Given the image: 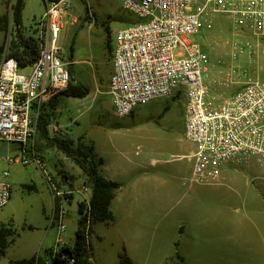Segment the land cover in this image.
<instances>
[{
    "label": "rangeland",
    "instance_id": "rangeland-1",
    "mask_svg": "<svg viewBox=\"0 0 264 264\" xmlns=\"http://www.w3.org/2000/svg\"><path fill=\"white\" fill-rule=\"evenodd\" d=\"M121 1L69 0L68 10L74 16H82V25L88 19L87 5L95 11L91 13L96 20L110 9L112 20L108 32L112 45L116 30L134 19L122 10ZM12 3L13 0H0V54L9 57L20 52L17 47L22 43L12 21ZM43 12V0L24 1L23 27L20 26L23 39H34L33 24ZM108 23L109 19L97 22L89 33L97 53L106 48ZM203 28V39L198 41L208 52L212 73L232 63L241 64L264 80V37L242 36L223 14L208 17ZM75 31L70 29L63 39L60 36L58 45L66 49ZM65 57L70 59L69 49L65 50ZM63 106L58 120L63 128L57 133L49 129V139H63L87 156L92 149L107 166L121 165L120 172L125 173L123 185L138 187L140 202L163 204L161 225H156L161 217L155 216L146 227L152 253H161L156 257L152 254L151 264H159L165 256L175 261L176 254L191 264H209L206 262L228 257L238 264H258L252 258L251 246L256 243V235L246 232L242 237L237 232L242 224H264V161L242 157L224 165L222 177L215 183L192 181L193 162L186 155L193 148L183 136L182 94L151 101L125 118L113 114L108 91L96 100L92 96L85 100L66 98ZM50 109L48 102L43 104L42 111L47 113ZM32 149L41 167L33 163L23 166L22 155L17 151H9L8 155L15 157L13 162L0 157V174L8 172L11 186L10 199L0 208V226L13 232L7 237L6 249L0 251V264L43 255L57 243L72 242L78 219L77 203L89 202L86 196L90 195L87 190L91 189V181L81 168L84 156H78L79 162L67 157L55 145L41 139L38 130ZM47 175L58 182L62 189L59 195L48 185ZM51 194L55 196L54 203ZM58 198L66 201H63L67 215L62 233L58 231V221L53 219L60 206ZM59 235L62 241L58 240ZM89 238L93 264H102L104 256L109 258L120 248L114 229L104 223L95 224ZM122 250L125 249L119 252Z\"/></svg>",
    "mask_w": 264,
    "mask_h": 264
},
{
    "label": "built area",
    "instance_id": "built-area-1",
    "mask_svg": "<svg viewBox=\"0 0 264 264\" xmlns=\"http://www.w3.org/2000/svg\"><path fill=\"white\" fill-rule=\"evenodd\" d=\"M69 8V0L45 2L33 24L35 62L20 67L14 57L0 54V147L7 145L3 158L9 163L15 160L8 155L12 150L22 155L23 166H42L32 149L42 106L71 80L58 45ZM121 8L135 20L114 34L108 81L113 114L125 118L151 101L182 94L183 136L193 147L189 159L199 183L217 181L222 167L236 159L264 161V80L241 64L212 73L198 41L215 14L225 15L242 36L264 37V0H122ZM8 177L7 171L0 174V208L11 196ZM66 215L62 205L55 211L59 233Z\"/></svg>",
    "mask_w": 264,
    "mask_h": 264
},
{
    "label": "crops",
    "instance_id": "crops-1",
    "mask_svg": "<svg viewBox=\"0 0 264 264\" xmlns=\"http://www.w3.org/2000/svg\"><path fill=\"white\" fill-rule=\"evenodd\" d=\"M87 7L89 8L88 14H86L88 16L87 17L88 19H87V22H85L82 25L80 23L82 16H74L70 13L69 10L66 12L64 21H63V28L61 29L59 37L61 36V39H63L66 36V33L70 29H76L74 33V38L71 40V43L69 44V46L66 49L62 48L65 51L70 48V45H72V52L70 53V59L69 60L66 59L68 63L70 77L72 79L71 81L72 83L82 84L88 89V94L84 98H81V99L85 100L88 97L92 96V99L96 100L99 95H103L104 93L108 91V81H109V78L112 72V45L110 43V39H109L110 36L108 32L111 26L110 21L112 20V11L110 9H106L102 18H100L99 20H96L93 18V14L91 13L95 11L92 10L90 6L87 5ZM120 7H121V3H120ZM44 8H45V4H44ZM21 18H22V15H21ZM105 19L106 20L109 19V23L106 24V27H107L106 48L103 49L100 53H97L93 49V44L91 42V35H89V33L98 25L97 22L103 23ZM134 20L135 19L129 20L128 23L126 22V24L118 28V30L122 29L123 27L133 22ZM21 27H23L22 24H21ZM85 29L87 31H85ZM66 98H70V97H65V96L60 95L54 98L55 100L54 108L50 109L49 111H51L52 113H55V115L53 116L51 114L50 116L49 125L47 126L48 132H49V129L54 133H57L58 130L60 131L62 130L63 126H61L58 121L60 119L59 109L60 107L61 108L64 107L63 104H65ZM50 101H48V103ZM61 102H63V104ZM191 154L192 152H189L188 155H186L187 158H189ZM90 156L93 157L94 159L97 158L98 160H101L98 166L99 175L105 178L106 180H109V181H112L118 184V189L115 192L114 198L112 199L110 206H109V209L112 215V220L106 221V222H99V223H104L108 226H111L114 229L119 239L120 248L119 250L118 248H116L115 253H113V255L112 254L109 255V258L104 256V260L102 264H116L118 260L117 258L118 253L122 248L125 249L124 250L125 253L127 254V256L129 257V259L131 260L133 264H151L153 253H152L150 245H148L146 227L149 221L153 219V217L155 216L161 217L156 223V225L158 226L161 225L162 223L161 220H162L163 215L160 214V210L162 209L163 204L162 203L152 204L148 202H140L139 201L140 192L138 191L139 188L134 187V186H124L123 185L124 183L123 174L125 173L120 172L121 165L113 164L111 167L107 166L106 163H104L102 159L97 156V154H93L92 149L90 152ZM220 176L222 177V175ZM221 177H219L218 180ZM191 180L194 182H197L192 175V169H191ZM47 182H48V185L52 189H54L58 195L62 192V189H60L59 184H57L58 182L54 181L52 177H48ZM202 184H206V183H202ZM87 191H90V195L86 196L87 200H89L92 195V189H88ZM52 197H53V203H54L55 196L52 195ZM63 201H65V199L60 198L57 201V203L63 206ZM76 212H77V207H76ZM76 225L74 228V232L76 230ZM94 226L95 224L92 227L91 233H94ZM246 232H252L254 235H256V243H251L252 251H253L252 258L254 257L258 261V264H264V224H261L260 222L257 223L256 225L253 224L251 226L242 224L239 231L237 232V235H240L243 237ZM89 236L87 238V241L90 244ZM235 238L238 239V236ZM73 241L74 240H72V242ZM153 255L154 257H156V255H161V253L158 252V254H153ZM176 255L179 257L176 259L178 261L176 260L174 261L172 259L173 257L171 256L170 257L165 256L163 260L159 261V264H167L170 262H174L173 264H191L190 262L186 260L184 256H180L178 254ZM92 256H93V253L91 252L89 255L90 264H93L92 261H90L92 259ZM206 263H209V264H238L237 260H232V258L230 257L225 258L221 261L220 259H217V261H208ZM45 264H52V263L48 260H45Z\"/></svg>",
    "mask_w": 264,
    "mask_h": 264
},
{
    "label": "trees",
    "instance_id": "trees-1",
    "mask_svg": "<svg viewBox=\"0 0 264 264\" xmlns=\"http://www.w3.org/2000/svg\"><path fill=\"white\" fill-rule=\"evenodd\" d=\"M24 1L25 0H13L11 5L12 21L16 28L17 35L22 42L17 47V50H20V52L13 54V57L17 60L20 67L30 65L35 62L39 56L36 41L34 39L25 40L22 38L20 33L21 15L24 8ZM47 1L57 2L58 0H43V3L45 4ZM69 50L71 53L72 45H70ZM87 94L88 89L85 86L79 83H72L70 80L67 88L57 96L61 95L81 99ZM55 97H53V99L49 102L51 109L54 108ZM50 116V111L45 113L41 109L38 119V132L40 138L55 145L67 157L76 159L78 162V156L85 157V162L81 168L91 181L90 186L92 189V195L87 204L82 202L77 204L78 219L76 222L75 238L72 243L63 244L57 247L55 254H53V249H51L50 251H44L43 255L32 256L28 259L8 260L7 264H45V260L50 261L52 264H69L68 261L70 259L73 260L71 264H90L89 255L92 249L91 245L87 241V238L91 234V226L99 222L112 220L109 206L114 198L115 192L118 189V184L106 180L99 175L98 165L101 160L95 162L93 157L92 159L90 155H83L78 148L73 149L72 145H69L67 141L63 139H49L47 126L49 125ZM12 234L13 232L10 231V229L0 226L1 252H3L8 246V235L10 236ZM61 256L64 257L63 260L61 259ZM117 258L118 260L116 264H133L124 250L118 253ZM176 258L179 257L176 255Z\"/></svg>",
    "mask_w": 264,
    "mask_h": 264
},
{
    "label": "water",
    "instance_id": "water-1",
    "mask_svg": "<svg viewBox=\"0 0 264 264\" xmlns=\"http://www.w3.org/2000/svg\"><path fill=\"white\" fill-rule=\"evenodd\" d=\"M7 155V145L4 144L0 147V157L3 158Z\"/></svg>",
    "mask_w": 264,
    "mask_h": 264
}]
</instances>
